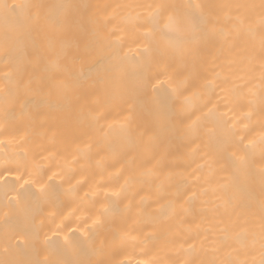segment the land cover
Returning a JSON list of instances; mask_svg holds the SVG:
<instances>
[{
  "label": "bare ground",
  "instance_id": "obj_1",
  "mask_svg": "<svg viewBox=\"0 0 264 264\" xmlns=\"http://www.w3.org/2000/svg\"><path fill=\"white\" fill-rule=\"evenodd\" d=\"M161 3L171 7L160 15L147 7ZM259 3L0 0V259L199 262L219 255L213 249L227 227L232 247H239L236 233L249 245L255 233V249L239 259L258 261L262 26L258 9L233 6ZM37 14L41 26L26 30ZM49 14L68 23L50 29L43 19ZM150 14L161 30L169 15L176 17L174 48L152 52L144 69L151 84L134 106L111 101L114 77L140 69L145 48L159 38V32L146 35ZM208 19L216 31L206 36ZM194 43L195 61L187 54ZM23 67L25 82L40 78L45 86L20 85ZM64 79L72 88L56 86ZM93 82L77 99L76 88ZM153 96H163L177 118L157 122L148 103ZM249 140L255 146L245 148ZM233 153L246 157V172L237 170ZM97 217L106 221L103 227L93 224Z\"/></svg>",
  "mask_w": 264,
  "mask_h": 264
},
{
  "label": "snow or ice",
  "instance_id": "obj_2",
  "mask_svg": "<svg viewBox=\"0 0 264 264\" xmlns=\"http://www.w3.org/2000/svg\"><path fill=\"white\" fill-rule=\"evenodd\" d=\"M34 7L40 8L43 7L42 5H35ZM65 7H71V5H66ZM149 8H154L156 10V15H160L164 13L170 5L167 4H157V5H148ZM197 8L201 7L200 5H196ZM238 11L240 9L247 10L249 12H254L255 10H259V15L261 17V26H262V34L260 37V49H261V57L262 60H264V0H260L259 4H238L234 5ZM44 24L53 30H56L58 28H61L65 26L68 23L67 17L61 18L59 16L54 15H47L44 18ZM238 21L242 24L243 21L240 20L239 17H237ZM149 23L152 24V27L148 28V31L146 33L147 36L154 37L156 32H159V38H153L152 44L153 48H145V52L148 53L146 56L143 64L141 65L140 69L133 71L132 73L128 72H120L116 77H114V80L116 83L112 86L111 92L108 93V98L111 101H114L119 104H129L130 106H134L137 102V98L142 96L146 90L149 88L151 81L146 75L144 69L148 66H150L153 63V56L152 52L155 51L159 54H164L168 51L170 48H174L175 41L174 37L179 32V22L173 15H169L167 18V23L164 26V29L161 30L159 26L154 22L152 15L149 16ZM205 24L204 28V34L210 35L216 31V21L212 19H208L203 21ZM41 26V17L39 14L35 16H31L28 18L25 24V29L28 31H31L33 28H39ZM147 26V25H145ZM8 39V37H6ZM16 39H19V37H16ZM35 56L37 59H39L42 55L41 51L39 49L35 50ZM187 54L195 61L199 55V48L194 43L193 46L188 49ZM4 55L6 57L11 55V50L5 49ZM32 61L28 60V64H31ZM264 66V65H262ZM26 73V67H23L20 69V85L24 87H30L33 83H36L37 88H41L45 86V82L40 78H33L29 77L28 81H24V75ZM131 76V78H130ZM157 83H162V81H157ZM57 87H62L64 89H70L72 88V85L69 83L67 79L61 80ZM95 83L89 84L87 88H76V95L77 99H79L81 96L87 94V90L89 88H94ZM153 92H160V89L157 88L155 85H151ZM11 90H6V94H8ZM150 105L152 106V114L154 118L157 120V122L161 123L162 125H167L171 121L175 120L177 118V115L173 113L167 104V101L163 96H153L150 101H148ZM250 115V113H249ZM245 127H247L245 125ZM246 137L240 136L239 142L241 144L244 143ZM260 144H261V155L264 157V133L260 136ZM255 141L249 140L247 145H245V148L254 147ZM233 162L237 167V170L239 172H246L247 168V159L245 156H236L235 153H233ZM260 182H261V188L264 190V168H261L260 170ZM25 184L28 183L27 180L24 181ZM21 191H23V185L21 186ZM40 192H44V188L41 187ZM197 198V194L195 192H192L189 200L194 202ZM19 199V197H17ZM113 213H118L120 210L119 208L113 207L111 209ZM247 222V221H246ZM106 223L105 220H101L99 217L97 219L93 220V224L97 227H103ZM258 228H259V234H258V243H259V260L257 261L255 258L249 262L247 259H239V254L242 251H252L255 249V245L257 243V239L255 236V233L253 234V240L251 242V245L246 244L243 242L240 233H236L233 239H235L239 243V247H232L227 243L228 236H227V227L225 229H222V231L225 232V235L221 238V242L213 249L214 258L210 260H201L199 262L194 260H186L184 261V264H264V200L261 201L260 204V210H259V219H258ZM126 235V234H125ZM123 239V236L120 237ZM67 237H65V240L67 241ZM105 244L102 242L99 249H97L98 254H102L104 252ZM225 249H230L229 251H225ZM7 252V249H5ZM0 264H24V262L19 260H11V259H0ZM35 264H65V262H61L59 260H40L36 261ZM66 264H108L107 261L104 259H98V260H79V261H70L66 262ZM147 264V262H145ZM170 264H176V262H170Z\"/></svg>",
  "mask_w": 264,
  "mask_h": 264
}]
</instances>
